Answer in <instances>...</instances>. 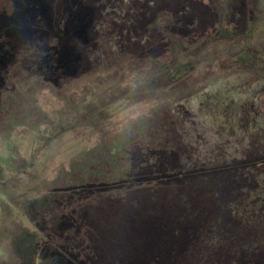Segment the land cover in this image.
Wrapping results in <instances>:
<instances>
[{"label": "rangeland", "instance_id": "rangeland-1", "mask_svg": "<svg viewBox=\"0 0 264 264\" xmlns=\"http://www.w3.org/2000/svg\"><path fill=\"white\" fill-rule=\"evenodd\" d=\"M191 5L178 17L163 0H0V264H262L264 163L185 186L80 187L264 152V0ZM206 9L216 26L200 32ZM28 20L24 38L10 33ZM60 21L82 27L88 56L61 84L47 32L60 33ZM145 35L166 46L136 53L130 43ZM180 187L197 196L195 212L172 209L177 197L166 193ZM179 191L190 206L191 192ZM148 211L154 223L179 222L157 227L151 243L136 228Z\"/></svg>", "mask_w": 264, "mask_h": 264}, {"label": "trees", "instance_id": "trees-1", "mask_svg": "<svg viewBox=\"0 0 264 264\" xmlns=\"http://www.w3.org/2000/svg\"><path fill=\"white\" fill-rule=\"evenodd\" d=\"M154 1H156V0H154ZM163 1L165 3L164 8L166 10H168L173 16H178V17L185 14L186 10H187V12H189L192 9L193 6L191 5L192 4L191 1H193V2L199 1V3L201 2V0H163ZM83 3L84 2H80V5H83ZM189 3H190V5H189ZM90 5L91 6H88V8L83 10L84 11L83 15L88 16L89 13H91V12L93 13L96 10L94 5H92V4H90ZM187 5H189L190 8H188ZM149 6L152 8L155 7V5L153 3L149 4ZM201 9H204V6H202ZM202 14H204V16L206 15L205 19L208 18V21L201 20L202 18L199 20L200 32H203V29L205 27H207V24H210V26H212V27L216 26L215 21H214V17H213L214 16L213 11H211V10L208 11L206 9L202 12ZM37 19H38V17H37ZM39 19H40V17H39ZM61 20L63 21V19H61ZM32 21L33 20H28L27 22H23L22 24L20 23V27L18 25H17L18 26L17 27L13 24L12 28H11V30H13V31L10 33L12 35L16 34L19 37L24 38L23 35H25L24 34L25 31L28 30L27 29L28 23L32 22ZM34 22H36V21H34ZM133 22L134 21H131V25L133 24V26L130 29H134L133 27H135V22L134 23ZM49 23L52 27L54 26L51 22H49ZM61 25H62V22L60 21V29H59V31H61L60 33L54 32V31L49 32L50 29L47 28L48 34L53 36L56 40V45H55V51L57 53L56 57L57 58L60 57V60L56 62L58 64L57 69H56V71H58V75L56 76L57 77L56 82L59 84H61L63 82L64 83L70 82L72 79L79 77V75L82 72V69L87 68L86 66L88 64L87 63L88 56L86 55V53H83L80 50L84 46V44L80 43V39L83 38V35L81 34L82 33V27L79 25V26H75L74 27L75 29H73V27H72L73 25H70V23H68V26L66 28L62 27ZM64 25H65V23L63 24V26ZM41 27H43V26H41ZM91 38L93 40L97 39V37L95 35H91L89 37V39H91ZM137 41H138L137 43H136V41H134V42H131L130 44L132 45V48H134L136 50L135 52L139 53L141 55H146L148 52H151V50H153V47L158 48V50H157V52H158V51H161V49H163L166 46L165 41L161 42V40H159L158 37H153V36H149V35L145 36V40L138 39ZM78 47H80V49ZM249 48L254 50L256 48V46L255 47H249ZM254 154H255L254 152L248 153V155H250V156H248L246 158L250 161L245 160V161L241 162V161H235L234 160L233 162H230V163H227V162L223 163L221 161H219V162L215 161L216 163H211L208 166L202 165L199 168L194 167V168H188V169H175L173 171H167L163 168H161V169H148L145 167V169H143L142 173L134 175L133 178L129 177V178H125V179L115 181L113 183H101L100 185H94L93 183H86V184L80 185V187L85 186L87 189H89V186L91 188H95L98 186H101V187L117 186L121 183L127 184L128 186L132 187L135 185H140V184H145V183H157L158 181L163 182L164 184H168L170 179H173V178L179 179L178 180L179 185L185 186L186 180L191 176H196L197 174L206 173V174L213 175L218 170H221V169L222 170H228V169H230V170H236L237 169L238 170V168H240V167L245 168V166L248 167L249 165L251 166V165L263 164L264 163V152L258 153L256 155H254ZM177 170H179V171L175 172ZM232 184L234 185V183L230 181V183L224 184L225 186H222V188H224V190H228V188H230L232 186ZM75 188H78V186H75ZM164 188H166V186ZM182 188H185V191L187 192V194L189 192H191L190 188L187 189L186 187H180L177 189V191L172 192L170 195H169V193H166L168 196H171V195L173 196V201L175 199V196L177 197L176 202L173 204L174 206L173 205L171 206L172 209L177 208L178 211H183L184 214H187V212H186L187 210L190 211L191 208L195 207L194 208L195 210L191 209V211L193 210L195 212L196 211V205H197L196 199L198 200V198L196 195H192L194 192H191V194L188 196L189 204L191 203L190 206H188V205L186 206L184 203L179 205L178 198L181 196V195H179L180 194L179 190H182ZM187 190H189V192ZM164 206H166V205L161 204L160 211L162 213H163ZM169 206H170V204H169ZM108 215H110V214H108ZM178 215H179V213H178ZM136 219H137L136 228L137 227L140 228V226L142 227V230L145 228V230H146L145 233L148 234L149 238L151 239V240H149V241H151V243H154L157 240L156 235H157L158 230H159L157 227L160 228L159 232L160 231L162 232L164 230H165L164 232H167L166 229L170 230V228H172L174 225L178 224V222H179L178 216H177V218L175 217L172 219V220L175 219V221H176V224L174 223V225L170 224L168 222H167L168 224H166V222H159L160 224L157 222L154 223L152 221H156V213H154L152 211L151 212L148 211L144 215L140 214L139 217ZM161 224H163V225H161ZM163 235L167 236V234H163ZM98 237H99V241L101 243H103L104 240H103V237L101 236L100 233L98 234ZM110 240H112V239H110ZM99 245L100 244L97 245V248L99 247ZM99 248L101 249L103 247H99ZM195 248H193V249H195ZM113 249H115V248H113ZM113 249L110 252L111 253L110 254L111 259L116 260L119 258V252H118L119 250H116V249L113 250ZM129 249L130 250L132 249L129 244L126 245V247L124 246V252L126 251V253H127V251H129ZM187 250H190V248H188ZM217 250H218V248L215 250V252ZM244 251L245 250H243V252ZM246 253L247 252H245V254ZM255 253L257 254L256 256L259 260V263L262 262V264H264V244H263V246L258 247L256 249ZM127 259H136V258H133L131 256L130 258H127ZM240 259L242 260L241 262L246 260V259H244L243 253H242V256ZM123 262H125V264H126V263H130L131 261L128 262V260L127 261L123 260Z\"/></svg>", "mask_w": 264, "mask_h": 264}, {"label": "flooded vegetation", "instance_id": "flooded-vegetation-1", "mask_svg": "<svg viewBox=\"0 0 264 264\" xmlns=\"http://www.w3.org/2000/svg\"><path fill=\"white\" fill-rule=\"evenodd\" d=\"M201 1L203 2L204 0H201ZM191 2H193V1H191ZM153 4H154V3H153ZM154 5H155V4H154ZM189 5H190V3H189ZM189 5H187V6H188V8H190V7H189ZM185 12H186V14H187V10H186ZM182 16H183V15H182ZM182 16H181V17H182ZM145 36H146V35H145ZM142 40H145V37H144V38H142Z\"/></svg>", "mask_w": 264, "mask_h": 264}]
</instances>
